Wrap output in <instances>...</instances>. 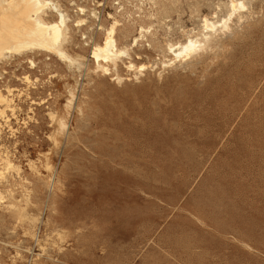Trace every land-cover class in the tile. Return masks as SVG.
Masks as SVG:
<instances>
[{"label":"rangeland","instance_id":"rangeland-1","mask_svg":"<svg viewBox=\"0 0 264 264\" xmlns=\"http://www.w3.org/2000/svg\"><path fill=\"white\" fill-rule=\"evenodd\" d=\"M74 1L95 9L65 47L79 67L0 62L14 109L0 155L15 166L0 175V264H264V0H242L223 33L226 0ZM108 14L120 47L138 37L140 73L90 58L83 33L101 42ZM205 15L209 46L174 59L169 44L204 39Z\"/></svg>","mask_w":264,"mask_h":264},{"label":"bare ground","instance_id":"bare-ground-1","mask_svg":"<svg viewBox=\"0 0 264 264\" xmlns=\"http://www.w3.org/2000/svg\"><path fill=\"white\" fill-rule=\"evenodd\" d=\"M170 3L172 2L170 1ZM68 4L72 7L74 6V10L77 13L73 18L69 14V11L60 4L59 0H0V62L11 56H21L26 53L40 52L54 54L56 57L62 59V61L64 59L68 65H77L79 67V57L69 54L65 47L66 44L70 43L69 38L71 29L76 27L79 30L82 28L81 26L87 25L89 22L88 17L94 16L95 12L93 8L88 10L86 6L78 5L74 0H69ZM224 6L226 8L225 16L222 18V23L218 25L220 27H218V29H220L221 33H223L224 30L230 29L228 22L234 20L239 22L242 20L244 17L242 11H244L247 5H245L242 0H226ZM218 7L220 6L218 5ZM216 14L217 12L214 13V15ZM50 15L54 16V18H50ZM108 16L112 21L107 27H103L101 42L92 43L90 45L89 56L96 63L95 67L103 73H108L111 68L116 70L117 62L125 57L129 59L125 68L139 71L138 73H140L145 67L144 64L135 65L130 61V49L135 45L138 37H134L129 45L120 47L115 36L117 26L119 25L118 20L116 17H112L109 14ZM201 22L203 31H200V29L199 31L202 33L205 31L203 35L200 33L201 37L203 36L202 38L204 39H199L200 36L199 38H196L197 36H188L185 42H178L176 44L168 43L169 46L166 45V47L168 46L167 50L174 55V59H186L194 55V53L204 48L205 44L210 40L209 38L212 37L210 32L217 31L216 23L212 21V18L210 21L205 15L202 17ZM232 27H234V25ZM144 30L145 29L141 27L140 33ZM232 33L233 32H231V34ZM83 35L86 37L85 32ZM224 35L221 37H224ZM28 63H30L31 67L34 66L33 59H28ZM24 78L28 82L31 81L28 79L29 77L25 76ZM116 78L120 80L121 77L119 78L116 74ZM1 90L2 89H0V116L4 118L6 110L13 111L14 109L11 107L12 105H10L11 100L8 98V95L2 93ZM5 91L9 94L12 90L7 89ZM71 92L67 104L68 106H71L72 100L74 99V92H72L73 94ZM67 126V123L62 122V130L63 128L65 130ZM6 155L4 157L0 155V175H3L15 167Z\"/></svg>","mask_w":264,"mask_h":264},{"label":"built area","instance_id":"built-area-1","mask_svg":"<svg viewBox=\"0 0 264 264\" xmlns=\"http://www.w3.org/2000/svg\"><path fill=\"white\" fill-rule=\"evenodd\" d=\"M95 1H96L95 3L97 5V7H100V8H102V10H104V8L106 6L105 2L107 0H100V1L99 0H95ZM102 1H103V3H102ZM120 3H122V0H115V4L116 5H119ZM93 10H95V9H93ZM97 18H98V16H95V19H97ZM97 27H99V25ZM98 29H100V28H98ZM92 33L93 32H89V34L86 37H82V39L85 40L84 44L89 46V45H91L94 42Z\"/></svg>","mask_w":264,"mask_h":264}]
</instances>
